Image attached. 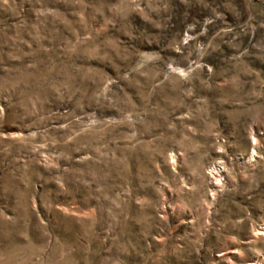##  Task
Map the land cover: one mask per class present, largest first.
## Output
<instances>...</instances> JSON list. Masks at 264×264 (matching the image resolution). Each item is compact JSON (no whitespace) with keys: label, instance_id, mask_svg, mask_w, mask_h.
Listing matches in <instances>:
<instances>
[{"label":"rangeland","instance_id":"rangeland-1","mask_svg":"<svg viewBox=\"0 0 264 264\" xmlns=\"http://www.w3.org/2000/svg\"><path fill=\"white\" fill-rule=\"evenodd\" d=\"M0 264H264V0H0Z\"/></svg>","mask_w":264,"mask_h":264}]
</instances>
